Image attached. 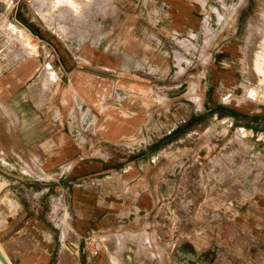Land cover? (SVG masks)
<instances>
[{
  "label": "crops",
  "instance_id": "0c3cea01",
  "mask_svg": "<svg viewBox=\"0 0 264 264\" xmlns=\"http://www.w3.org/2000/svg\"><path fill=\"white\" fill-rule=\"evenodd\" d=\"M140 1L139 24L129 14L116 33L0 61L9 264H264V103L204 93L191 110L174 95L182 66L171 44L199 34L189 32L221 0ZM19 2L0 0V18L27 21L15 18ZM229 50L215 59L237 83ZM206 112L210 126L174 139Z\"/></svg>",
  "mask_w": 264,
  "mask_h": 264
},
{
  "label": "rangeland",
  "instance_id": "374dc122",
  "mask_svg": "<svg viewBox=\"0 0 264 264\" xmlns=\"http://www.w3.org/2000/svg\"><path fill=\"white\" fill-rule=\"evenodd\" d=\"M139 1L81 0L83 7L87 4L89 8L87 20L86 18L85 21L79 19L81 17H73V20L69 18L70 21H68L69 19L62 21L63 24L58 21L59 19L52 17V10L40 11L38 6L40 1L20 0L14 7L15 18L17 13L23 11L29 16V19L23 23L15 20L12 24L10 22L7 24L0 18V61L2 58L4 61H17L24 58L25 55L32 54L27 53L21 48L20 42L13 39L11 35L13 28L27 32L28 42L34 47L43 44L57 46L61 40L67 43L72 41V44L76 42L81 44L86 39H96L102 33H116L119 19H123L129 14L134 15L133 18L138 19L137 24H139L143 20V11H147V8ZM213 1L210 0L211 3ZM220 2L221 5L217 4L216 1V5L207 7L206 16L203 18L201 27L197 32H189L199 34H191L193 37L179 36L175 42L176 44L174 42L171 44V50H175L176 59L179 58V60L177 59L178 63L181 62L178 66H182L178 71V76L182 77V82L180 85L175 86L174 95L181 97L184 101L189 98L191 110L197 107L195 103L199 101L204 93L207 97L212 98L217 92L218 98L222 99L225 105L254 103L261 106L264 103V92H256L252 97L249 94L253 86L260 84L254 68V59L264 44V0H221ZM65 9L68 8L63 5L62 11H65ZM48 18L53 19L52 22ZM76 18L79 21L75 20ZM32 33L40 34V40L34 37ZM224 48H227L229 52V49H232L234 56H237L234 64L239 71L236 78L237 83L231 82L229 79L233 68L227 65L222 69L219 66L220 63L216 60L218 52L220 50L225 51ZM211 51H214L212 57ZM202 65L207 66V72L206 78L201 81L205 73L201 70ZM234 74L237 75L235 71ZM218 77L223 78V84L220 87L213 84ZM212 121L211 112H206L205 115L199 118V121L197 118H190L182 126L184 129L180 127L174 131V139L181 137L184 134L182 132H185L188 128L191 130L199 125L201 127L210 126Z\"/></svg>",
  "mask_w": 264,
  "mask_h": 264
},
{
  "label": "bare ground",
  "instance_id": "6f19581e",
  "mask_svg": "<svg viewBox=\"0 0 264 264\" xmlns=\"http://www.w3.org/2000/svg\"><path fill=\"white\" fill-rule=\"evenodd\" d=\"M40 1V2H39ZM81 0H38V6L40 8V11H48L49 9L53 11L52 17L59 19L58 21H66L69 18L72 19L73 17H81L79 19L85 20L87 15L89 14L88 10L89 8L87 7L88 5L86 4L85 7H83V2H80ZM83 1V0H82ZM86 1V0H85ZM37 5V4H35ZM65 5L68 9H65V11H62V6ZM85 5V4H84ZM38 9V8H37ZM36 10V9H35ZM88 12V13H87ZM47 15V14H46ZM50 15V14H49ZM51 16V15H50ZM49 17V16H48ZM51 17V18H52ZM84 17V18H83ZM70 19L68 21H70ZM49 21L53 19H49ZM55 20V19H54ZM73 20V19H72ZM75 20H78L77 18ZM87 20V18H86ZM85 20V21H86ZM79 21V20H78ZM52 22V21H51ZM57 22V21H56ZM60 24L59 22H57ZM63 23V22H62ZM61 23V24H62ZM67 23V22H66ZM65 23V24H66ZM70 23V22H69ZM73 23V21H72ZM75 23V21H74ZM87 23V22H86ZM90 23V22H89ZM9 24V22H7ZM12 24V23H11ZM10 24V25H11ZM64 24V23H63ZM62 24V25H63ZM79 24V22H78ZM83 24V22H82ZM68 25V24H67ZM70 25V24H69ZM80 25V24H79ZM59 26V25H58ZM71 26V25H70ZM68 27V26H67ZM62 28V27H61ZM72 28V27H71ZM76 28H78L76 26ZM81 28V27H80ZM64 29V28H63ZM73 29V28H72ZM75 29V28H74ZM82 29V28H81ZM85 29V26H84ZM11 30V29H9ZM65 30V29H64ZM63 30V31H64ZM78 30V29H76ZM75 30V31H76ZM87 30V29H86ZM12 31V32H11ZM10 32L12 33L13 39L15 41H19L21 48L24 49L27 53H33L35 51V47L28 42V35L22 29H14L11 30ZM66 31V30H65ZM64 31V32H65ZM81 31V30H80ZM9 32V31H6ZM86 32V31H85ZM84 35V34H83ZM263 38V37H262ZM208 40V39H207ZM206 40V41H207ZM210 42V41H209ZM240 50V49H239ZM202 53V52H201ZM206 56V55H205ZM204 61V60H203ZM254 68L255 71L259 77V85L253 86V88L250 91V95H254L256 92H264V44L261 46L259 53L257 54L256 58L254 59ZM50 71V70H49ZM46 73V71H45ZM200 73V72H199ZM253 76V75H252ZM50 77V75H49ZM201 77V76H199ZM48 78V77H47ZM255 78V77H254ZM251 79V78H250ZM40 80V79H39ZM241 83V82H240ZM246 85V84H245ZM244 87V86H243ZM142 236V235H141ZM123 237V236H122ZM2 263V261L0 260ZM3 264V263H2Z\"/></svg>",
  "mask_w": 264,
  "mask_h": 264
},
{
  "label": "water",
  "instance_id": "95a60500",
  "mask_svg": "<svg viewBox=\"0 0 264 264\" xmlns=\"http://www.w3.org/2000/svg\"><path fill=\"white\" fill-rule=\"evenodd\" d=\"M0 259H1V261H2L3 264H9L8 261L6 260L5 256L1 252V250H0Z\"/></svg>",
  "mask_w": 264,
  "mask_h": 264
}]
</instances>
